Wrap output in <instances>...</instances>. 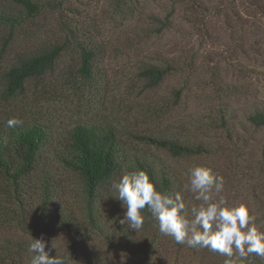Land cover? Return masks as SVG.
<instances>
[{"label":"rangeland","instance_id":"374dc122","mask_svg":"<svg viewBox=\"0 0 264 264\" xmlns=\"http://www.w3.org/2000/svg\"><path fill=\"white\" fill-rule=\"evenodd\" d=\"M59 1L60 11L44 10L19 26L0 55V118L39 121L54 132L78 121L105 118L117 124L132 145L160 158L174 180L183 183L180 193L189 212L198 202L184 187L187 173L196 165L209 167L224 177L223 195L228 202L247 205L254 223L264 231V166L257 154L264 130L254 132L238 124L239 129L228 134L214 122L220 107L235 114L239 123L264 101L261 0L249 4L246 0H196L207 5L204 11L191 0ZM169 10L173 11L170 26L159 34H149L150 15L164 16ZM64 22L79 25L82 34L91 31L103 43L106 52L95 63L92 78L85 79L78 71L81 55L71 45L53 70L30 79L20 91L6 90L4 74L18 56L63 40ZM8 35L7 28H0V49ZM166 61L173 68L159 85L149 87L138 72L139 65L155 62L166 66ZM128 131L168 133L225 151L176 158ZM240 145H248V157H236ZM114 195L113 189L103 195L101 209L110 219H123L125 209ZM24 214L27 219L22 215L18 220L0 222V264H31L34 254L28 248L33 238H43L46 251L52 246V255L71 258L69 264H224L226 259L208 249L177 244L159 232L155 218L143 214L140 231L126 228L123 236L115 229L113 242L98 233H46L34 211ZM247 264L258 263L251 259Z\"/></svg>","mask_w":264,"mask_h":264},{"label":"trees","instance_id":"16d2710c","mask_svg":"<svg viewBox=\"0 0 264 264\" xmlns=\"http://www.w3.org/2000/svg\"><path fill=\"white\" fill-rule=\"evenodd\" d=\"M255 1L258 3L260 0H246V3ZM191 2L203 11L208 8L204 2ZM260 2L264 4V0ZM47 9L60 11V1L0 0V28H7L10 35L5 39L0 55L19 26ZM172 17L171 10L164 16L150 15L152 24L148 33H161L170 26ZM206 23L203 21V25ZM63 29L65 36L60 42L31 49L18 56L4 74L6 90L20 91L30 79L40 78L53 70L63 51L71 45L81 55L78 71L85 79L92 78L95 63L106 52L103 43H99L91 31L89 35L82 34L77 24L64 22ZM165 63L166 66L155 62L139 65L138 72L149 87L159 85L173 68L169 61ZM180 94L178 90L176 96ZM8 119L0 118V222L18 220L22 215L27 219L24 213L31 210L46 233L58 230L83 236L98 233L113 242V231L118 229L125 236L128 227L121 223L122 219L106 217L101 203L103 195L112 189V181L118 179L122 172L143 169L159 190L175 193L183 189V183L174 180L160 158L144 153V148L138 145H132L123 137L117 124L105 118L78 121L56 132L44 123L22 118H19L22 125L8 128ZM214 122L216 128H223L228 134L236 127L239 129L238 124L254 132L263 131L264 101L245 114V121L239 123L235 121V114L220 107ZM128 132L176 158L217 155L225 151L222 147L207 145L205 141L185 140L168 133ZM244 140L247 142L249 139ZM247 148L248 145L238 146L236 157H248L251 151ZM257 149L259 164L264 166V137ZM70 175L78 182L72 181ZM142 214L154 219L147 206ZM213 254L222 257L219 253ZM251 259L264 264V258L255 254L249 257ZM70 261L71 258H66V264Z\"/></svg>","mask_w":264,"mask_h":264},{"label":"clouds","instance_id":"9594fccd","mask_svg":"<svg viewBox=\"0 0 264 264\" xmlns=\"http://www.w3.org/2000/svg\"><path fill=\"white\" fill-rule=\"evenodd\" d=\"M22 124L21 119L12 117L6 126L14 129ZM184 187L198 202L190 212L180 192L159 190L143 169L122 172L111 183L116 193L113 197L125 209L121 223L135 232L143 227L142 210L147 206L158 221L159 232L177 244L219 253L226 257L224 264H247L252 254L264 258V231L254 223L247 205L228 202L223 195V176L196 165L187 173ZM45 249L43 238L32 239L28 248L34 254L31 264H66L64 256L51 254L52 246Z\"/></svg>","mask_w":264,"mask_h":264}]
</instances>
